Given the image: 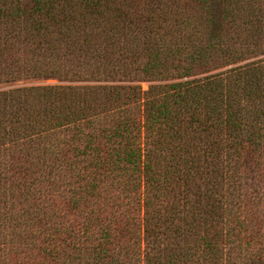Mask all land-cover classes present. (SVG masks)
I'll return each instance as SVG.
<instances>
[{
    "label": "trees",
    "instance_id": "16d2710c",
    "mask_svg": "<svg viewBox=\"0 0 264 264\" xmlns=\"http://www.w3.org/2000/svg\"><path fill=\"white\" fill-rule=\"evenodd\" d=\"M33 78L0 264H264V0H0V83Z\"/></svg>",
    "mask_w": 264,
    "mask_h": 264
},
{
    "label": "rangeland",
    "instance_id": "374dc122",
    "mask_svg": "<svg viewBox=\"0 0 264 264\" xmlns=\"http://www.w3.org/2000/svg\"><path fill=\"white\" fill-rule=\"evenodd\" d=\"M59 81L56 79L51 78H33V79H27V80H21L11 83H0V91L15 88V87H21V86H34V85H49V84H58ZM148 84L146 82L142 83L143 88H147Z\"/></svg>",
    "mask_w": 264,
    "mask_h": 264
}]
</instances>
